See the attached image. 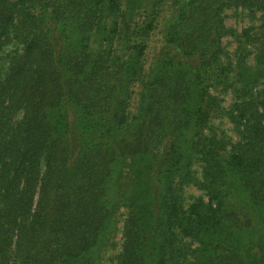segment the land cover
<instances>
[{
	"label": "trees",
	"instance_id": "obj_1",
	"mask_svg": "<svg viewBox=\"0 0 264 264\" xmlns=\"http://www.w3.org/2000/svg\"><path fill=\"white\" fill-rule=\"evenodd\" d=\"M165 1L0 0V264H102L121 203L116 264H264V0H172L144 74Z\"/></svg>",
	"mask_w": 264,
	"mask_h": 264
},
{
	"label": "rangeland",
	"instance_id": "obj_2",
	"mask_svg": "<svg viewBox=\"0 0 264 264\" xmlns=\"http://www.w3.org/2000/svg\"><path fill=\"white\" fill-rule=\"evenodd\" d=\"M173 12V2L172 0H166L162 5L158 17L156 19V24L154 29L151 31V35L149 37L148 46L146 48V54L143 58V70L144 74L148 73L151 70L154 60L157 56H155L164 44V31L165 27L171 18ZM257 17H253L247 12L239 11L234 8H230L227 10L226 23L229 27L238 32H241L243 28L249 27L253 24H258L259 21ZM224 45L229 53V57L234 62L235 71L236 67V48L238 46V41L234 35H227L223 39ZM245 46L250 50V54L248 56V63L254 65V55H255V47L254 45H249L248 41L245 42ZM143 88V82H133L130 87L131 96L129 99V112L136 113L137 108L139 106V93ZM213 93L218 94L223 98V105L229 107L230 104L234 101V94L232 89L227 91L223 90L222 87H218L213 89ZM211 128L213 131L217 133L218 136L224 137L227 140L236 141L239 138V135L235 129L234 122L228 116V114H214L210 118ZM231 141V142H232ZM230 146V145H229ZM196 170L201 172V164H195ZM129 183V182H124ZM127 185V184H126ZM202 196L207 199L204 191L199 189L195 185H188L185 187V196H186V204L191 202L195 196ZM127 216V206L126 203H121L118 211L115 215L116 221V231L112 235L113 244L107 247L104 251L103 263L102 264H116L118 255L122 249V238H123V227L124 222Z\"/></svg>",
	"mask_w": 264,
	"mask_h": 264
}]
</instances>
